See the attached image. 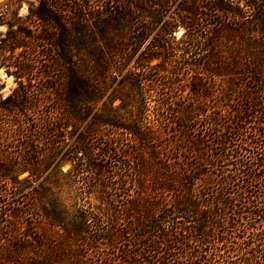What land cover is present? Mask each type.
<instances>
[{"label": "trees", "instance_id": "obj_1", "mask_svg": "<svg viewBox=\"0 0 264 264\" xmlns=\"http://www.w3.org/2000/svg\"><path fill=\"white\" fill-rule=\"evenodd\" d=\"M61 1V84L0 102V264H264V0Z\"/></svg>", "mask_w": 264, "mask_h": 264}, {"label": "rangeland", "instance_id": "obj_2", "mask_svg": "<svg viewBox=\"0 0 264 264\" xmlns=\"http://www.w3.org/2000/svg\"><path fill=\"white\" fill-rule=\"evenodd\" d=\"M57 1L48 0V3L54 5L58 3ZM79 1L81 0H62L61 2L67 6L66 8L73 10ZM37 2L38 0H0V102L12 93L14 88L22 84L23 86L28 85L30 88L36 87L38 96H36L35 104L38 105L40 97L47 95V93L39 95L43 86L61 84L59 68L52 63L53 58L47 55L50 47L37 40V35L44 32V26L38 24L29 12ZM176 34L180 35V31ZM48 69L49 72L45 73ZM50 97H55V94ZM45 103L42 101L41 105L43 106ZM116 103L118 101H115ZM33 109L30 110L31 115L36 114L37 117L44 115V109L37 106ZM71 130L72 127L69 124L64 128L66 133ZM73 137L69 138L67 134L66 141L70 143ZM65 151L66 147L54 162H57ZM72 165L71 158L65 156L58 164L60 174H67L72 169ZM50 171L51 168L39 180L43 179ZM25 175L26 173L20 177Z\"/></svg>", "mask_w": 264, "mask_h": 264}]
</instances>
